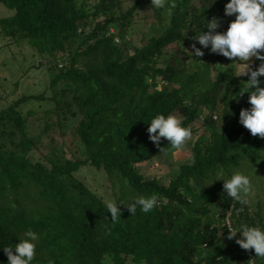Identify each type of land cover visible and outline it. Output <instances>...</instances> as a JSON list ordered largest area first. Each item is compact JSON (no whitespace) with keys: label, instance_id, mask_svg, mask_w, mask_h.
<instances>
[{"label":"trees","instance_id":"16d2710c","mask_svg":"<svg viewBox=\"0 0 264 264\" xmlns=\"http://www.w3.org/2000/svg\"><path fill=\"white\" fill-rule=\"evenodd\" d=\"M175 2L169 10L151 9L150 0H0L13 11L0 18L1 32L25 43L39 66L57 68L48 91L0 109V264L3 246L29 228L39 234L32 264L263 263L227 228L264 229L263 202L241 204L215 181L241 170L250 175L248 200L262 192L264 138L239 122L250 93L236 97L245 81L233 75V60L206 48L202 57L190 53L206 20L218 17L224 31L235 16L225 15L227 0ZM138 18L147 31L131 44ZM176 112L192 136L199 120L208 134L164 184L138 166L169 149L166 139H149L150 119ZM45 143L55 146L43 152ZM87 165L108 175L117 204L154 194L157 205L135 215L120 205L111 221L106 200L77 176Z\"/></svg>","mask_w":264,"mask_h":264},{"label":"clouds","instance_id":"9594fccd","mask_svg":"<svg viewBox=\"0 0 264 264\" xmlns=\"http://www.w3.org/2000/svg\"><path fill=\"white\" fill-rule=\"evenodd\" d=\"M151 9H172L176 7L175 0H150ZM227 16H235L226 30L217 31L221 27L218 17L206 20L202 31H197L192 36L193 43L190 52L193 57H202L204 51L208 49L211 53L221 54L229 60H233V75L248 76L244 82V92H249V108H242L239 113V122L255 136L264 138V82L259 78L264 76V0H227L224 6ZM207 29V30H205ZM196 42L202 47H197ZM255 60L260 63L257 67H252ZM151 81L149 80V83ZM203 118V117H201ZM147 132L149 139L158 146L162 139L168 141L169 151L173 156L181 153L186 145V141L191 138L192 130L190 126H184L181 119L169 113H158L149 121ZM164 151V147L161 152ZM223 180V191L227 197L240 202L248 203V197L252 190L250 175L241 170H235L230 176L225 178L223 171L217 173L216 180ZM119 187V185L117 186ZM158 203L156 195L136 196L131 203L121 201L119 204L112 200L105 201L106 212L111 213V221L116 222L121 217L120 205H126L132 215L136 214L137 208L147 213ZM228 237L231 239L237 233L240 237L236 240L245 250H254L257 257L264 258V229L256 226L242 224L239 230L227 227ZM39 234L31 228L23 233V238L14 244L3 246V251L7 256V264H32L36 252V241Z\"/></svg>","mask_w":264,"mask_h":264},{"label":"rangeland","instance_id":"374dc122","mask_svg":"<svg viewBox=\"0 0 264 264\" xmlns=\"http://www.w3.org/2000/svg\"><path fill=\"white\" fill-rule=\"evenodd\" d=\"M82 3L84 0H79ZM90 4H96L98 0H88ZM13 11L6 5L0 3V18L12 15ZM135 33L129 36L127 41L140 44L145 34L141 30L147 31L144 25H140L139 18L136 20ZM132 44V43H131ZM39 57L25 44L17 43L14 39L5 36L0 28V109L8 107L12 102L16 101L24 95H37L50 89V84L54 72L57 68L53 66H39ZM61 63V62H60ZM253 67V65H252ZM216 73L212 70V75ZM239 81H247L248 76H235ZM221 113V112H220ZM218 113V115H220ZM174 115L181 120L183 114L176 112ZM196 125L199 128V135H193L186 141L184 150L173 156L171 151L166 150L158 158L148 161L138 166L143 176L147 178H160L164 184H169L172 178H175L180 173L181 165L184 163H192L191 157L192 143L198 139L201 134H208L203 126V122L199 120ZM41 129V128H40ZM38 129V131L40 130ZM201 133V134H200ZM55 146L52 143H45L43 152H46V147ZM56 150L58 153L61 150L57 147H52L50 151ZM47 151V152H50ZM88 187L97 195L107 200H112L116 203L117 191L112 189V183L108 175L103 170H98L91 165L85 166L77 175ZM262 192H254L249 198V204H255L262 201V211L264 215V180H261L259 188ZM258 210V207H255ZM264 264V258L262 261ZM106 264H113L110 257L105 260Z\"/></svg>","mask_w":264,"mask_h":264},{"label":"built area","instance_id":"2783aa9c","mask_svg":"<svg viewBox=\"0 0 264 264\" xmlns=\"http://www.w3.org/2000/svg\"><path fill=\"white\" fill-rule=\"evenodd\" d=\"M62 66V65H61Z\"/></svg>","mask_w":264,"mask_h":264}]
</instances>
